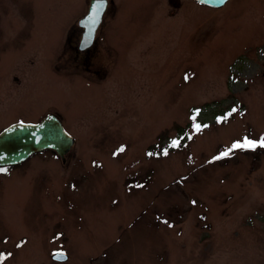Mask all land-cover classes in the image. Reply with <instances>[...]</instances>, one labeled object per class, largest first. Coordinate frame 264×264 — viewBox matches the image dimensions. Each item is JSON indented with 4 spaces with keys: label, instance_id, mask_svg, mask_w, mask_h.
<instances>
[{
    "label": "rangeland",
    "instance_id": "374dc122",
    "mask_svg": "<svg viewBox=\"0 0 264 264\" xmlns=\"http://www.w3.org/2000/svg\"><path fill=\"white\" fill-rule=\"evenodd\" d=\"M109 1L82 52L91 0H0V132L75 138L0 168V264H264V0Z\"/></svg>",
    "mask_w": 264,
    "mask_h": 264
},
{
    "label": "water",
    "instance_id": "95a60500",
    "mask_svg": "<svg viewBox=\"0 0 264 264\" xmlns=\"http://www.w3.org/2000/svg\"><path fill=\"white\" fill-rule=\"evenodd\" d=\"M196 1L220 8L229 0ZM107 4V0H91L87 15L79 22L85 28L80 50H87L93 45ZM74 144L75 138L65 130L62 121L55 114H49L37 123H15L0 132V167L20 165L45 150H53L65 163ZM68 258L65 252L52 255V259L57 262H65Z\"/></svg>",
    "mask_w": 264,
    "mask_h": 264
},
{
    "label": "snow or ice",
    "instance_id": "6c2138e0",
    "mask_svg": "<svg viewBox=\"0 0 264 264\" xmlns=\"http://www.w3.org/2000/svg\"><path fill=\"white\" fill-rule=\"evenodd\" d=\"M197 127H199V125H197ZM178 142L177 141H173V144H177ZM257 144L256 142H251V141H247L244 143V144H234L233 147L234 148H246V147H250V148H254L256 147ZM259 146L260 147H264V139H262L259 143ZM166 154V153H165ZM228 153H224L223 155H227ZM151 155V154H150ZM220 157H217V159H219Z\"/></svg>",
    "mask_w": 264,
    "mask_h": 264
},
{
    "label": "flooded vegetation",
    "instance_id": "af4514ba",
    "mask_svg": "<svg viewBox=\"0 0 264 264\" xmlns=\"http://www.w3.org/2000/svg\"><path fill=\"white\" fill-rule=\"evenodd\" d=\"M108 1V6H109V4H110V1L109 0H107ZM108 9V8H107ZM80 28H81V38H82V35H83V33H84V28H82L81 26H79ZM81 40V39H80ZM80 53V52H79ZM78 53V54H79Z\"/></svg>",
    "mask_w": 264,
    "mask_h": 264
},
{
    "label": "bare ground",
    "instance_id": "6f19581e",
    "mask_svg": "<svg viewBox=\"0 0 264 264\" xmlns=\"http://www.w3.org/2000/svg\"><path fill=\"white\" fill-rule=\"evenodd\" d=\"M89 5H90V4H89ZM88 9H89V7H88ZM103 18H104V16H103ZM102 23H103V20H102L101 24L99 25V27H98V29H97V34H98V31H99V29H100ZM95 41H96V37H95ZM95 41H94V43H95ZM94 43H93V45H94Z\"/></svg>",
    "mask_w": 264,
    "mask_h": 264
}]
</instances>
